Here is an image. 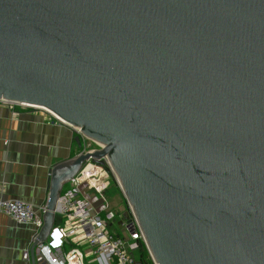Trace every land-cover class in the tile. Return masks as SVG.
Instances as JSON below:
<instances>
[{"label":"water","instance_id":"water-1","mask_svg":"<svg viewBox=\"0 0 264 264\" xmlns=\"http://www.w3.org/2000/svg\"><path fill=\"white\" fill-rule=\"evenodd\" d=\"M0 99L107 157L155 264H264V0H0Z\"/></svg>","mask_w":264,"mask_h":264},{"label":"built area","instance_id":"built-area-1","mask_svg":"<svg viewBox=\"0 0 264 264\" xmlns=\"http://www.w3.org/2000/svg\"><path fill=\"white\" fill-rule=\"evenodd\" d=\"M0 105L7 107L13 116L26 111L50 123L67 124L43 106L4 99H0ZM75 131L80 134L78 129ZM82 137V151L100 147ZM86 141L93 147H84ZM112 176L116 177L107 157L100 161L90 158L63 184L56 212L61 219L55 226L59 236L54 239L55 245L47 240L36 244L34 256L38 264H142L136 253L140 242L145 245L144 237L131 208L117 215L104 204L102 194ZM44 211L45 206L34 207L19 199H0V213L7 214L17 224L31 225L34 241L42 227ZM22 257L28 259L29 250L23 251Z\"/></svg>","mask_w":264,"mask_h":264},{"label":"crops","instance_id":"crops-1","mask_svg":"<svg viewBox=\"0 0 264 264\" xmlns=\"http://www.w3.org/2000/svg\"><path fill=\"white\" fill-rule=\"evenodd\" d=\"M83 137L67 124L50 123L40 115L20 111L13 116L0 105V199H19L45 206L51 170L83 150ZM61 223L56 213L54 226ZM34 229L0 213V264H38L30 249ZM54 231L47 242L55 245ZM29 250L28 259L22 253Z\"/></svg>","mask_w":264,"mask_h":264},{"label":"rangeland","instance_id":"rangeland-1","mask_svg":"<svg viewBox=\"0 0 264 264\" xmlns=\"http://www.w3.org/2000/svg\"><path fill=\"white\" fill-rule=\"evenodd\" d=\"M84 147L90 148L93 147V145L86 141ZM112 177V181L110 182L108 189L102 194V198L104 199V204H107L109 210L114 211L117 215H122L124 212L127 211L129 206L127 204L126 198L124 197L118 185L116 177ZM114 227L116 228L117 226L115 225ZM137 250L138 251L136 254L138 256V253H140L142 249L138 248Z\"/></svg>","mask_w":264,"mask_h":264},{"label":"trees","instance_id":"trees-1","mask_svg":"<svg viewBox=\"0 0 264 264\" xmlns=\"http://www.w3.org/2000/svg\"><path fill=\"white\" fill-rule=\"evenodd\" d=\"M139 244V248H141L142 250L140 251V253H138V258L141 260L142 264H153L145 245L142 242H140Z\"/></svg>","mask_w":264,"mask_h":264}]
</instances>
